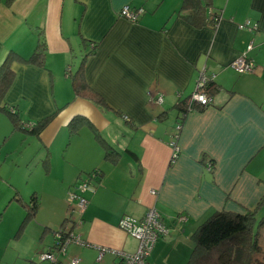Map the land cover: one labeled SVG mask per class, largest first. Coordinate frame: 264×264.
Listing matches in <instances>:
<instances>
[{"label":"crops","instance_id":"crops-1","mask_svg":"<svg viewBox=\"0 0 264 264\" xmlns=\"http://www.w3.org/2000/svg\"><path fill=\"white\" fill-rule=\"evenodd\" d=\"M212 1L217 25L197 28L177 15L182 0H0V63L10 50L29 56L40 31L47 44L45 68L14 63L4 103L25 122L54 114L49 125L36 137L14 129L0 111V147L7 139L19 140L16 149L35 139L53 173L29 195L14 186L13 196L40 197L35 218L43 229L35 254L51 249L54 231L67 218L83 244L70 243L65 254L56 251V264L72 257L78 264H120L119 253L138 246L119 227L120 218H142L155 207L171 233L156 242L148 264H185L192 233L213 212L258 206L264 196V0ZM125 5L145 12L132 22L119 15ZM247 20L251 25L240 27ZM84 41L97 44L85 76L108 110L77 97L67 74L90 49ZM243 53L256 63L253 72L231 66ZM203 70L218 88L212 104L188 111L177 131L179 94L191 95ZM158 94L161 103L153 101ZM78 114L120 153L117 162L106 159L89 126L70 136L68 124ZM174 140L179 154L173 159ZM96 170L101 174L90 180L85 210L72 214L69 191ZM178 213L188 220L179 223Z\"/></svg>","mask_w":264,"mask_h":264},{"label":"trees","instance_id":"trees-1","mask_svg":"<svg viewBox=\"0 0 264 264\" xmlns=\"http://www.w3.org/2000/svg\"><path fill=\"white\" fill-rule=\"evenodd\" d=\"M12 1L7 0V3L10 4ZM177 15L188 17L190 23L197 28L216 26L220 19L219 13L213 9L212 0H182ZM84 43L87 46L90 45V49L81 58L79 66L73 72L68 71L67 74L72 80L73 89L77 97L89 99L101 109L108 110L110 106L104 97L89 85L85 76L86 60L95 53L97 44L87 41H84ZM46 57L47 44L42 31H40L35 49L29 56H23L15 50H10L0 63V111L9 116L14 129L25 130L36 137H40L53 119L54 114L34 121L32 122L33 125L28 127L26 123L31 121H22L17 109L4 103V97L15 79L14 63L33 64L45 68ZM217 89L216 83L212 79L209 80L206 85L207 93L213 95L217 92ZM175 107L179 113V123H182L188 111L195 108H205L204 105L192 101L191 95L185 99H179ZM164 115L165 112L159 117ZM85 125L93 130L96 139L104 147L106 159L117 162L120 153L103 138L97 127L87 116L78 114L70 120L68 124L70 136L78 133ZM96 171L99 176L101 174L100 170ZM12 199L20 202L25 208L22 228L25 223L36 217L40 206V197L35 192L30 196L29 200H24L15 192ZM262 205H264V196L256 208L248 209L245 212L225 209L213 212L192 233L191 239L194 245L185 264H264V216L260 219L257 217ZM68 222L69 219L66 218L60 228H63ZM59 231L60 229L54 231L55 242L48 251H53L57 247L56 234ZM28 264H45V262L29 259Z\"/></svg>","mask_w":264,"mask_h":264},{"label":"built area","instance_id":"built-area-1","mask_svg":"<svg viewBox=\"0 0 264 264\" xmlns=\"http://www.w3.org/2000/svg\"><path fill=\"white\" fill-rule=\"evenodd\" d=\"M144 12L145 10L143 7L135 8L130 5H125L121 9L119 15L132 22H137ZM250 25V21L247 20L244 24H241L240 27H249ZM252 48L253 44L251 43L247 49L251 50ZM231 66L238 72H253L256 68V63L253 59L249 58L246 53H243L233 60ZM209 80H211V77H209L205 73V70H203L197 81L196 88L191 94L192 101L204 106L212 104L213 97L206 91V85ZM179 99H181L180 94ZM153 101L156 103H161L163 101V95H156L153 98ZM26 125L31 127L33 123L27 122ZM180 128L181 123H178L176 130L179 131ZM177 136L178 134L176 133L175 138ZM172 146L174 149V159L179 154L176 140L172 142ZM208 167L210 169L212 167L211 164H209ZM98 174L99 173L97 171L91 172L88 177L79 180L69 191L67 200L72 214L78 213L81 215L85 210L89 202L85 197V192L90 189V180L93 177L98 176ZM175 218L179 223H184L188 220V216L185 213H178ZM72 221L73 219H69V222L63 228H59L60 231L56 234V250L41 252L39 254L40 261H48L49 264H56L58 262V257L55 254L56 251L60 252L61 254H65L70 243L75 242L83 244L80 236L71 230ZM78 221H75V223ZM119 227L138 240V246L135 252L119 253L121 256L120 264H148L149 255L156 242L171 233V228L168 226L161 213L155 207H150L142 218H136L128 214L123 215L119 220ZM104 251L105 248H101V253L98 259L101 258ZM79 261L80 259L78 257H72L67 262V264H78Z\"/></svg>","mask_w":264,"mask_h":264},{"label":"rangeland","instance_id":"rangeland-1","mask_svg":"<svg viewBox=\"0 0 264 264\" xmlns=\"http://www.w3.org/2000/svg\"><path fill=\"white\" fill-rule=\"evenodd\" d=\"M33 140L24 141V145L16 149L19 140L7 139L0 147V264H28L29 259L39 260L34 251L37 247L35 239L40 238L43 229L38 226L39 219L34 218L21 228L25 208L20 202L11 200L14 186L29 195L34 187L43 185L46 176L54 179L45 165V156ZM10 148L14 150H8ZM262 216L263 205L257 214L258 219ZM45 264L49 262L45 261Z\"/></svg>","mask_w":264,"mask_h":264}]
</instances>
